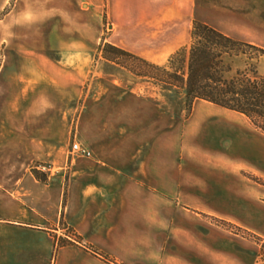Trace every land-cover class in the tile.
<instances>
[{
	"label": "crops",
	"instance_id": "crops-1",
	"mask_svg": "<svg viewBox=\"0 0 264 264\" xmlns=\"http://www.w3.org/2000/svg\"><path fill=\"white\" fill-rule=\"evenodd\" d=\"M80 1L92 15L112 12L115 30L125 35L109 43L163 63L191 39L198 0H35L17 11L45 16L23 17L19 25L46 23L48 10L70 12ZM57 41L61 61L54 68L25 36H8V48L0 50V264H161L186 256L198 243L201 249L192 236L198 213L176 198H126V173L104 157L111 150L93 148L94 157L69 164L73 120L64 108L79 106L86 78L80 65L85 55L76 50L96 37L81 33ZM34 162L52 164L50 173L39 175ZM139 182L144 185L140 179L130 187ZM161 233L171 250L165 242L160 246Z\"/></svg>",
	"mask_w": 264,
	"mask_h": 264
},
{
	"label": "rangeland",
	"instance_id": "rangeland-1",
	"mask_svg": "<svg viewBox=\"0 0 264 264\" xmlns=\"http://www.w3.org/2000/svg\"><path fill=\"white\" fill-rule=\"evenodd\" d=\"M33 1L0 0L2 54L8 36H25L33 50L47 56L48 67L54 68L61 61L58 38L81 33L96 37L95 43H81L76 50L85 55L80 65L85 67L86 78L79 106L71 111L64 108L65 116L73 120L67 146L69 164L91 159L93 148L109 149L104 157L113 169L126 173V198H176L177 205L198 213L192 236L202 248L198 243L186 256L161 259V264H264V131L248 116L207 100H196L188 111L178 97L167 99L153 79L139 76L143 70L150 74L155 70L145 68L137 58L103 52L110 38L125 35L115 30L111 11L103 17L101 12L92 15L80 1L70 12L48 10L46 23L20 26L23 17L45 16L40 10L17 11ZM196 19L264 47V0H198ZM258 71L264 74V61ZM73 141H82L93 156L72 158ZM152 149L146 166L149 171L142 174L141 165H146ZM40 164L52 166L34 162L39 175L43 172L38 171ZM140 179L144 185L139 182L132 189L131 182ZM165 237L161 233L160 246L165 242L171 250L173 243Z\"/></svg>",
	"mask_w": 264,
	"mask_h": 264
},
{
	"label": "trees",
	"instance_id": "trees-1",
	"mask_svg": "<svg viewBox=\"0 0 264 264\" xmlns=\"http://www.w3.org/2000/svg\"><path fill=\"white\" fill-rule=\"evenodd\" d=\"M102 51L137 58L145 68L155 70V74L143 70L139 76L153 79L167 99L178 97L188 111L196 100H207L248 116L264 131V74L258 71L264 61V47L258 44L235 38L196 19L190 44L175 51L165 65L108 42ZM71 241L65 239L64 243Z\"/></svg>",
	"mask_w": 264,
	"mask_h": 264
},
{
	"label": "built area",
	"instance_id": "built-area-1",
	"mask_svg": "<svg viewBox=\"0 0 264 264\" xmlns=\"http://www.w3.org/2000/svg\"><path fill=\"white\" fill-rule=\"evenodd\" d=\"M69 152L72 158H76V157L91 158L93 156L91 149L87 145L81 143L80 141H73ZM38 168L41 171L51 170V166L47 164H40Z\"/></svg>",
	"mask_w": 264,
	"mask_h": 264
}]
</instances>
